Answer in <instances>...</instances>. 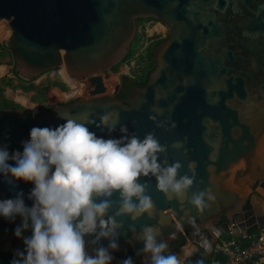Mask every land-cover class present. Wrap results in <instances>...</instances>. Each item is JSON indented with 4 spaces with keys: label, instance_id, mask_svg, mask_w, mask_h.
<instances>
[{
    "label": "water",
    "instance_id": "1",
    "mask_svg": "<svg viewBox=\"0 0 264 264\" xmlns=\"http://www.w3.org/2000/svg\"><path fill=\"white\" fill-rule=\"evenodd\" d=\"M146 18L161 22L167 38L152 50L154 65L145 85L119 100L106 93L105 79L128 54L136 20ZM0 21L11 30L4 46L19 79L33 82L64 69L89 95L35 116L23 108L0 110V143L22 151L21 141L33 126L92 120L91 130L106 137L122 135L121 125L141 138L154 132L167 147L160 159L180 161V175H191L188 164L195 162V180L183 200L165 196L154 177L141 178L153 201L151 215L118 218L123 227L114 255L127 249L145 264L147 254L137 251L143 245L136 238L145 225L157 228L167 243L188 231L207 256L215 241L211 235L264 229V216L245 219L253 207L244 208L250 184L264 178V0H0ZM105 112L119 114L115 131L100 125ZM31 187L0 180V199L23 190L30 206ZM204 190L215 199L199 210L189 201ZM118 205L114 196L109 214ZM20 222L0 217V224L14 229ZM203 232L210 234L209 244Z\"/></svg>",
    "mask_w": 264,
    "mask_h": 264
},
{
    "label": "clouds",
    "instance_id": "2",
    "mask_svg": "<svg viewBox=\"0 0 264 264\" xmlns=\"http://www.w3.org/2000/svg\"><path fill=\"white\" fill-rule=\"evenodd\" d=\"M118 121V113L105 112L99 123L112 132ZM91 123L65 119L56 126H33L21 141L22 151L0 143V180L12 187L32 185L30 206L23 190L0 199V217L21 221L14 235L24 247L14 251L10 264H112L120 250L123 224L118 218L136 221L151 215L153 201L141 178L154 177L158 190L170 199L183 200L190 191L195 162L188 164L191 175H180V161L160 159L167 147L154 132L141 138L121 125L122 135L106 137L91 130ZM114 196L119 205L109 214ZM214 199L211 190H204L192 193L189 203L203 210ZM130 231L136 233L135 224ZM136 238L143 245L137 251L147 254L145 264H178L175 254H165L167 241L154 226L145 225ZM119 264L135 260L129 255Z\"/></svg>",
    "mask_w": 264,
    "mask_h": 264
},
{
    "label": "trees",
    "instance_id": "3",
    "mask_svg": "<svg viewBox=\"0 0 264 264\" xmlns=\"http://www.w3.org/2000/svg\"><path fill=\"white\" fill-rule=\"evenodd\" d=\"M149 20H151V19H148V20L138 19V20H136V24L138 26L139 24H141V23L143 24ZM162 41H164V39H159V40L154 41L146 49H144L142 53H140L138 55V59H137V63H136L137 68L135 70H132L129 73V75H123L122 76L121 79H122L123 84H126V82L131 80V77H132L135 87L142 88L145 85L148 73L152 69L153 64H154V58L152 55V50L156 45H158ZM139 43H140L139 40H137L135 42V46L132 50H131L132 47H130L128 54L126 55V57L123 60H126V59L132 57L134 52L137 49L143 48V44H139ZM3 47H4V44L0 45V59L5 56V53L2 51ZM135 48H137V49L135 50ZM119 64H117L116 66H114L111 69L112 73H114L116 71V68ZM12 74H13L14 78L19 81V84H17V88L18 87L21 88L24 92L36 89L33 85H31V82H26V81L19 79L15 69L12 70ZM6 87L15 88V86L13 85V81L11 79L2 78L0 80V110L21 108L18 104H15L14 102L7 100L3 96V92H4ZM59 87L62 90H65V85L61 84V85H59ZM43 92H44V89H41L37 93H38V95H42ZM119 99L122 100L124 98L121 97ZM70 102H72V101H69L67 103H70ZM51 107L52 106L46 107L42 111L49 110V109H51ZM5 230L8 231L9 233H11L13 236V238H12L13 250L11 252H1L0 251V264H10V261L13 258L14 251L16 249H23V247H24L23 241L21 239H18L15 237L13 227H7L4 224H0V237L3 235V232ZM25 234L28 235L29 233L26 232ZM167 244H168V248L166 249L165 254H168V253L174 254L178 249L185 246L186 240L183 237V235L180 234L176 241H173V242H170ZM240 244L242 246H246L248 244V242L246 240H241ZM123 252H124L123 256H120V254L114 255L115 259L112 262L113 264H119V262L123 258H125L126 256H129V255H131L133 257V259L135 260V264H138L139 258L136 254L132 253L130 250H127V249H124ZM212 259H216L219 261L222 260V259H220V256L216 255V254H210L209 256H207L203 247L196 246V250L192 254H190V256H188L182 264H209Z\"/></svg>",
    "mask_w": 264,
    "mask_h": 264
},
{
    "label": "rangeland",
    "instance_id": "4",
    "mask_svg": "<svg viewBox=\"0 0 264 264\" xmlns=\"http://www.w3.org/2000/svg\"><path fill=\"white\" fill-rule=\"evenodd\" d=\"M148 19H152V18H146V20H148ZM152 20H155V19H152ZM6 30L7 29L5 27L4 21L3 22L0 21V45H3L5 40H7L8 37L10 36L8 31H6ZM139 32L142 35L137 33L136 40L133 41V44L131 46L132 47L131 50L134 48L135 42L137 40H139V42H140L139 44H143V47H145L146 45H148L150 40H152V39L154 40L156 37L165 38L167 36L166 27L163 24H159L156 22L153 23L152 26L147 27V29H145V28L139 29ZM136 49L137 48H135V50ZM144 49L145 48L137 49L134 52L132 57L126 59V61H122L117 66L116 71L114 73H112L109 77H107V79H105V84L107 86V91H108L107 94H109L113 90L114 84H116L119 81V78L121 75H129V72L131 71V67H134V70L137 68L136 63H137L138 55L140 53H142ZM1 65H3V66H0V68H2V70L0 71V79L4 78V77H2V74H4L7 71V69H6L7 66H11V68H14V59L12 57V54L9 51L5 52V56L2 57ZM49 72H51V71H49ZM56 72L62 74V77L66 83V87H65L66 94H65V98H62L63 100L69 101V100L76 98V97H79V96L88 95L86 93L87 91H86L85 86L83 85L82 81L71 79L67 75V73L64 69H58ZM16 82H17V80H16ZM15 85H16L15 86L16 90H12V89H9V87H6L4 92H3V96L9 101L15 100V101L21 102L20 98H21V96H24V95L21 93V90H19L20 88L19 87L17 88V84H15ZM82 89H83V91H82ZM11 91H13V93ZM27 96H28V93H27ZM88 97H89V95H88ZM256 193L264 195L263 192H261V189H258V188L256 189ZM189 243L191 245H193L195 247V250H196L197 245H194L191 241ZM186 245H187V243H186ZM193 246L191 247L192 250L194 249ZM7 247H9V235L6 237H2L0 239V249L6 250ZM180 250H181V248L178 249L174 253L177 256L178 264H180L182 261V260H179V257H178Z\"/></svg>",
    "mask_w": 264,
    "mask_h": 264
},
{
    "label": "crops",
    "instance_id": "5",
    "mask_svg": "<svg viewBox=\"0 0 264 264\" xmlns=\"http://www.w3.org/2000/svg\"><path fill=\"white\" fill-rule=\"evenodd\" d=\"M1 59H0V66H3V65H1ZM6 69H7V71L4 74H2V77L7 78V79H11L13 81L14 86H16L15 84H19V81L17 79H15L13 74H12V70L14 68H11V66H7ZM56 71L57 70H53L51 72L44 73L39 78H37L35 81L31 82V85H33L36 88L35 90L24 92L20 88L19 90H21V93L24 95V96H21V98H20L21 102L15 101V100H12V102H14L15 104H18L21 108H23L29 112L34 111L35 113L41 112L44 108L53 106L55 104L66 103L67 101L62 99V98H65L66 91L62 90L59 87V85H61V84L65 85V87H66V83L62 77V74L57 73ZM16 80H17V82H16ZM9 89L16 90V88H13V87L9 88ZM41 89H44V92L42 95H38L37 92ZM11 92L13 93V91H11ZM27 93H28V96H27ZM256 204H257V207L259 209L258 214L261 216H264V200L257 199ZM252 207L254 208L255 206L252 205ZM8 235H9V247H7L6 250L0 249L1 252H11L13 250V246H12L13 236L11 233H9L8 231L5 230L3 232V235L0 237V239L2 237H6ZM194 245H196V244H194ZM185 246H188L190 250H189V253L185 257L178 256L179 260H182L180 264H182L184 262V260L188 256H190V254H192L195 250V247L193 245H191L190 243L187 245L185 244ZM192 246L194 247L193 250L191 248Z\"/></svg>",
    "mask_w": 264,
    "mask_h": 264
},
{
    "label": "built area",
    "instance_id": "6",
    "mask_svg": "<svg viewBox=\"0 0 264 264\" xmlns=\"http://www.w3.org/2000/svg\"><path fill=\"white\" fill-rule=\"evenodd\" d=\"M155 22L162 24L157 20L151 19L144 23L143 27L147 29ZM4 23L10 35L11 30L5 21ZM180 234L183 235L186 243L189 244L190 240L187 232L181 231ZM211 236L214 237L215 241L212 244L210 254L219 255L222 260L212 259L209 264H264V229H256L245 235L239 233V235L235 236L232 233H228ZM241 240H246L248 244L242 246L240 244ZM196 245L204 248L203 245Z\"/></svg>",
    "mask_w": 264,
    "mask_h": 264
},
{
    "label": "flooded vegetation",
    "instance_id": "7",
    "mask_svg": "<svg viewBox=\"0 0 264 264\" xmlns=\"http://www.w3.org/2000/svg\"><path fill=\"white\" fill-rule=\"evenodd\" d=\"M138 20V19H137ZM148 22V21H147ZM146 23V22H145ZM144 24V23H143ZM143 24L141 23V24H139L138 26H137V33L138 34H140V35H142L140 32H139V29H143L144 27H143ZM137 25V24H136ZM136 33V34H137ZM167 38V36L165 37V38H162V37H156L154 40L152 39V40H150L149 41V43H148V45H146L145 47H143V48H147L151 43H153L154 41H156V40H159V39H166ZM135 40H136V38H135ZM134 40V41H135ZM132 46V45H131ZM2 51L5 53V52H7V51H9L10 53H11V51L9 50V49H7L5 46L3 47V49H2ZM12 54V53H11ZM12 57H13V55H12ZM123 61H126V60H123ZM154 65V64H153ZM153 68V67H152ZM58 70V69H57ZM132 70H134V67H131V71ZM130 71V72H131ZM151 71V70H150ZM149 71V72H150ZM129 72V73H130ZM112 74V71L110 70V75ZM122 76L123 75H121L120 76V78H119V81L116 83V84H114V86H113V90L109 93V94H111V95H113L115 98H117V99H119V98H121V97H123V98H125L126 97V95L128 94V92L131 90V89H133V88H137V87H135L134 86V81H133V78L131 77V80H129V81H127L126 82V84H123V82H122ZM79 81V80H78ZM107 83V82H106ZM105 87H106V93H108V91H107V86H106V84H105ZM115 87H116V90H115ZM87 98H89L88 97V95H85V96H79V97H76V98H73V99H71V100H69V101H73V100H75V99H87ZM120 100V99H119ZM69 101H67V102H69ZM66 102V103H67ZM66 103H63V104H66ZM261 189V192H263V194H264V178L263 179H261V180H258V181H256V182H254V183H251L250 184V186H249V189H252L253 191L250 193V195H249V197H248V200H247V203H246V205H245V209H248V208H250V206H255L254 208H253V211H251V213H248L247 215H246V218L245 219H248V218H250L251 216H257L258 217V213H259V209H258V207H257V204H256V200L257 199H261V200H264V195H262V194H259V193H256V189ZM244 219V220H245ZM224 222V220H222L220 223H218L217 225H219V224H221V223H223ZM258 223L257 224H255L253 227H255V228H257L258 226ZM202 238L204 239V242H205V244H209L210 242H211V236H210V234L209 233H205V232H203V235H202ZM176 241V240H175ZM118 254H120V256H123L124 255V252L122 251V252H120V253H118Z\"/></svg>",
    "mask_w": 264,
    "mask_h": 264
},
{
    "label": "bare ground",
    "instance_id": "8",
    "mask_svg": "<svg viewBox=\"0 0 264 264\" xmlns=\"http://www.w3.org/2000/svg\"><path fill=\"white\" fill-rule=\"evenodd\" d=\"M3 22V21H2ZM7 31V30H6ZM2 70V68H0V71ZM83 91V89H82ZM189 247L188 246H184L183 248H181L179 255L178 256H182L185 257L188 253H189Z\"/></svg>",
    "mask_w": 264,
    "mask_h": 264
}]
</instances>
